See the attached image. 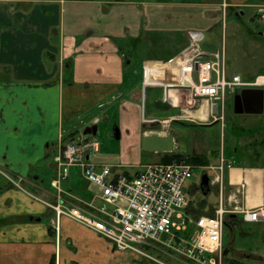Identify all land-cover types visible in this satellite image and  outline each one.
Listing matches in <instances>:
<instances>
[{
  "label": "crops",
  "instance_id": "0c3cea01",
  "mask_svg": "<svg viewBox=\"0 0 264 264\" xmlns=\"http://www.w3.org/2000/svg\"><path fill=\"white\" fill-rule=\"evenodd\" d=\"M249 11L252 20L264 11V0H0V264H120L121 252L107 240L75 221L58 219L45 204L54 198V157L61 146L97 127L95 110L109 105L111 112L116 104L122 121L135 126L131 144L137 155L163 162L179 145V131L170 123L190 113L168 101L178 89L144 88L145 66L168 63L196 33L210 34L220 51L218 25L225 14L244 19ZM160 88L163 102L172 104L164 110L181 115L144 117L139 103L148 89ZM141 112L144 127L137 118ZM159 120L166 125L156 133L174 131L172 153L142 148L143 137L153 132L146 126ZM227 162L222 192L218 185L225 209L231 215L260 205L264 164H242L232 155ZM18 178L22 188L9 182ZM67 190L76 203L97 200L100 193ZM231 219L224 258L264 264V227L248 224L245 232L246 223ZM237 230L252 244L237 247Z\"/></svg>",
  "mask_w": 264,
  "mask_h": 264
},
{
  "label": "built area",
  "instance_id": "2783aa9c",
  "mask_svg": "<svg viewBox=\"0 0 264 264\" xmlns=\"http://www.w3.org/2000/svg\"><path fill=\"white\" fill-rule=\"evenodd\" d=\"M264 22V11L259 12ZM193 34L183 53L164 64H149L144 70V88L178 89L169 95L190 114L178 119L205 122L223 116L227 104L246 88L264 89V74L246 81L240 75L229 76L223 55L203 52ZM167 101V100H166ZM217 113H213V106ZM203 108H205L203 110ZM98 119L94 123H98ZM82 139L61 146L54 157L57 176L51 181L53 201L45 203L60 218L75 221L96 232L120 252L141 253L155 241H163L192 264H221L224 255V232L227 217L222 200L223 178L214 183L220 187V206L213 215H195L190 211L186 184L193 177L194 167L185 160L146 165L137 175L115 173L113 167L98 165L92 160L93 150L81 145ZM86 145L97 148L94 138ZM93 144V145H92ZM73 169L99 190L97 200L74 202L64 188ZM221 174L224 166L219 168ZM22 188L23 179H9ZM242 223L264 227V195L260 205L252 209H236Z\"/></svg>",
  "mask_w": 264,
  "mask_h": 264
},
{
  "label": "rangeland",
  "instance_id": "374dc122",
  "mask_svg": "<svg viewBox=\"0 0 264 264\" xmlns=\"http://www.w3.org/2000/svg\"><path fill=\"white\" fill-rule=\"evenodd\" d=\"M250 14L249 11L244 19L241 17L235 19V15L225 14L218 25V30L220 52L224 54L227 74L231 76L230 74L237 73L242 78L252 81L264 74V22L260 21L257 13L252 20L249 19ZM161 89H148L146 101L139 103L144 109V117L149 120L168 119L181 115L179 110H164L172 109V104L163 102L165 95ZM233 105L234 97L227 104V111L223 116L211 117L209 121L192 122L187 119H176L169 125V128H176L179 131V145L173 154L180 155L177 160H185L195 168L193 177L185 186L192 213L213 214L219 208L221 197L218 185L211 188L212 183H210L208 187L202 188L201 180L204 176H208L210 182L218 176L222 177L218 167H227L228 156H235L237 162L242 164H264V113L260 116L236 115ZM173 106L179 104L173 101ZM109 107L106 106L103 112L95 110L96 116L100 119L95 136H78L73 140L82 139L81 145L86 146L84 151L93 150L92 160L96 164L111 166L116 173L133 175L141 171V165L153 163L155 159L148 154H143L141 157L137 155L131 144L136 131L135 126L122 121L118 105L115 104L111 112L108 111ZM137 118L139 125L144 127L142 112ZM164 125L166 124L163 120H159L147 125L146 129L153 132L160 131ZM92 138L97 140L99 145L97 148L93 144L94 149L89 144L86 145V139ZM77 174L79 172L73 169L70 178L64 183L65 189L73 188L75 194L80 190L86 193L99 192L95 185L84 181L82 177L76 176ZM208 191H210L209 195L204 197ZM203 202L205 208L203 207L202 210L200 207ZM249 227L251 226L248 224L242 225L245 232ZM235 235L238 240L237 247L244 249L252 244L253 240L241 238L238 230L235 231ZM230 239L231 228L227 225L224 232L225 243ZM121 254L120 264H192L163 241L153 242L150 246L141 249V253L128 251ZM225 261L226 264H235L232 260L227 262L223 255L221 264H225Z\"/></svg>",
  "mask_w": 264,
  "mask_h": 264
},
{
  "label": "water",
  "instance_id": "95a60500",
  "mask_svg": "<svg viewBox=\"0 0 264 264\" xmlns=\"http://www.w3.org/2000/svg\"><path fill=\"white\" fill-rule=\"evenodd\" d=\"M197 42L203 52L210 54H217L219 52V43L208 33H200ZM233 110L236 115H262L264 113V89H243L234 97ZM213 113H217L216 105L213 106ZM86 134L95 136L97 134V127H90L87 129ZM142 148L145 152L172 153L175 149L174 131H169V135L156 132L146 133L142 140ZM209 185V177L204 176L201 180V187L205 188ZM236 217L235 214L230 215V218Z\"/></svg>",
  "mask_w": 264,
  "mask_h": 264
},
{
  "label": "trees",
  "instance_id": "16d2710c",
  "mask_svg": "<svg viewBox=\"0 0 264 264\" xmlns=\"http://www.w3.org/2000/svg\"><path fill=\"white\" fill-rule=\"evenodd\" d=\"M181 156L180 155H174V154H172V155H169V154H167L166 155V157H165V159H164V163H169V162H172V161H176L177 159H179ZM194 160L196 159V158H193ZM196 162V161H195ZM204 203V202H203ZM202 203V204H203ZM205 204V203H204ZM203 204V205H204ZM202 205V206H203ZM202 206H201V208H202ZM191 211V210H190ZM195 215H200V214H197V213H195V212H193ZM204 214V213H203ZM214 214V213H213ZM213 214H209V215H213ZM228 218H229V216L227 217V225H228ZM226 225V226H227Z\"/></svg>",
  "mask_w": 264,
  "mask_h": 264
},
{
  "label": "flooded vegetation",
  "instance_id": "af4514ba",
  "mask_svg": "<svg viewBox=\"0 0 264 264\" xmlns=\"http://www.w3.org/2000/svg\"><path fill=\"white\" fill-rule=\"evenodd\" d=\"M232 223V219L228 218V224Z\"/></svg>",
  "mask_w": 264,
  "mask_h": 264
},
{
  "label": "bare ground",
  "instance_id": "6f19581e",
  "mask_svg": "<svg viewBox=\"0 0 264 264\" xmlns=\"http://www.w3.org/2000/svg\"><path fill=\"white\" fill-rule=\"evenodd\" d=\"M205 108H203V110H204Z\"/></svg>",
  "mask_w": 264,
  "mask_h": 264
}]
</instances>
